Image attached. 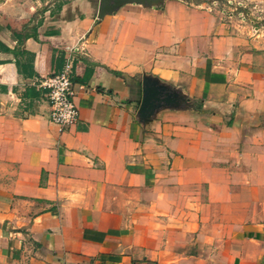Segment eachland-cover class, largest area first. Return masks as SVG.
Returning a JSON list of instances; mask_svg holds the SVG:
<instances>
[{"label": "crops", "instance_id": "obj_1", "mask_svg": "<svg viewBox=\"0 0 264 264\" xmlns=\"http://www.w3.org/2000/svg\"><path fill=\"white\" fill-rule=\"evenodd\" d=\"M97 4L0 0V264H264V25ZM142 77L176 102L139 118Z\"/></svg>", "mask_w": 264, "mask_h": 264}, {"label": "built area", "instance_id": "obj_2", "mask_svg": "<svg viewBox=\"0 0 264 264\" xmlns=\"http://www.w3.org/2000/svg\"><path fill=\"white\" fill-rule=\"evenodd\" d=\"M206 12H214L225 19H230L245 7V0H180ZM71 63L67 60L57 73L43 76L36 86L44 90L48 106L47 119L62 132L77 119L74 103Z\"/></svg>", "mask_w": 264, "mask_h": 264}, {"label": "water", "instance_id": "obj_3", "mask_svg": "<svg viewBox=\"0 0 264 264\" xmlns=\"http://www.w3.org/2000/svg\"><path fill=\"white\" fill-rule=\"evenodd\" d=\"M159 0H98L97 18L102 17L106 13L113 12L121 4L133 3L142 5H153ZM176 102V98L169 93L163 86L156 84L147 77L141 79V100L138 107V116L141 119L147 118L152 109L160 104H172Z\"/></svg>", "mask_w": 264, "mask_h": 264}, {"label": "rangeland", "instance_id": "obj_4", "mask_svg": "<svg viewBox=\"0 0 264 264\" xmlns=\"http://www.w3.org/2000/svg\"><path fill=\"white\" fill-rule=\"evenodd\" d=\"M245 7L239 11L237 14H234L230 20L241 24V25H249V26H259L264 25V10L263 8L249 4L246 1ZM223 18V17H222Z\"/></svg>", "mask_w": 264, "mask_h": 264}]
</instances>
